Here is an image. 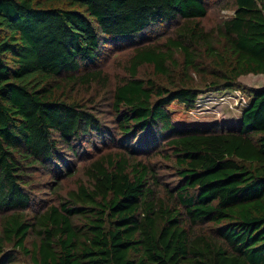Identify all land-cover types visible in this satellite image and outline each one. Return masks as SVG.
I'll list each match as a JSON object with an SVG mask.
<instances>
[{
    "label": "trees",
    "instance_id": "obj_1",
    "mask_svg": "<svg viewBox=\"0 0 264 264\" xmlns=\"http://www.w3.org/2000/svg\"><path fill=\"white\" fill-rule=\"evenodd\" d=\"M221 6L206 28L210 0H0V264H264V85L241 81L264 74V0ZM226 89L250 98L237 125L195 108ZM87 142V182L46 202L35 175Z\"/></svg>",
    "mask_w": 264,
    "mask_h": 264
},
{
    "label": "rangeland",
    "instance_id": "obj_2",
    "mask_svg": "<svg viewBox=\"0 0 264 264\" xmlns=\"http://www.w3.org/2000/svg\"><path fill=\"white\" fill-rule=\"evenodd\" d=\"M216 1V0H215ZM210 0L209 13L208 15L201 20L202 25L206 28L215 26L221 19L231 15L233 11L231 8L226 7H218L222 0H217L216 2ZM135 41V40H134ZM133 50L132 49H105L103 55L107 60L105 65L103 66L104 70L109 74L110 79L114 80L116 77L125 76V64L127 59L131 56ZM147 68L139 69L140 72H146ZM105 72V73H106ZM106 73V74H107ZM109 84L110 80L108 78ZM242 84L248 86V88L260 87L264 85V74H249L241 79ZM198 84L200 83L199 78L197 79ZM92 88L82 87L77 95L84 99L88 95H90L89 90ZM97 88L100 91L107 92L106 89H101L99 86H93V89ZM107 95V93H106ZM102 98L101 95L97 97V100ZM250 98L242 91L238 89H226V90H219V91H207L198 95L196 99V111L205 113L207 116L216 115L221 120L229 123L230 125H237L239 122V118L243 109L249 103ZM103 103V102H100ZM107 104H102L97 106V111L99 114V118L103 124L108 125L111 128H116V124L113 123V119L110 117V109L107 107ZM82 149L79 151V154L84 152H88V157L86 155H73L71 151H67L69 154V160H71L72 166V174L63 173L61 177L56 178L50 174H45L43 172H38L35 175V178L38 182L36 184V188L39 190V195L42 199L48 201H52L56 204L62 201L65 197L66 193L70 189H74L78 182H87L86 178L84 177V167L88 164L87 161L90 159V156L95 155L96 151L89 147V142L85 144H81ZM100 154L106 152L107 149L103 146H99ZM87 150V151H86ZM66 153V152H65ZM142 160H144L142 158ZM164 162V163H163ZM161 170L160 174L171 173L174 172V168L170 167L172 165L171 162L162 161L161 163ZM68 165V164H67ZM60 171H64V169H60ZM175 176L174 174L165 177L161 176V178H165V180H170ZM59 184L58 186H56ZM44 202V204L46 203Z\"/></svg>",
    "mask_w": 264,
    "mask_h": 264
}]
</instances>
